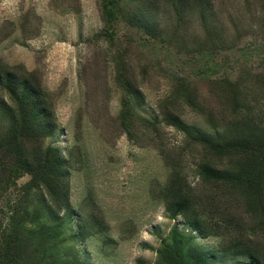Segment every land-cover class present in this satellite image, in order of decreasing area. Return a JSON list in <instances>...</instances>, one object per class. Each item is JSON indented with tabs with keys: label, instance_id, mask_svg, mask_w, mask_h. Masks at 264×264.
I'll list each match as a JSON object with an SVG mask.
<instances>
[{
	"label": "rangeland",
	"instance_id": "obj_1",
	"mask_svg": "<svg viewBox=\"0 0 264 264\" xmlns=\"http://www.w3.org/2000/svg\"><path fill=\"white\" fill-rule=\"evenodd\" d=\"M263 145L264 0H0L23 264H264Z\"/></svg>",
	"mask_w": 264,
	"mask_h": 264
},
{
	"label": "trees",
	"instance_id": "obj_2",
	"mask_svg": "<svg viewBox=\"0 0 264 264\" xmlns=\"http://www.w3.org/2000/svg\"><path fill=\"white\" fill-rule=\"evenodd\" d=\"M260 157L264 160V154ZM8 212L0 221V264H23L25 247L20 238V220L14 207Z\"/></svg>",
	"mask_w": 264,
	"mask_h": 264
}]
</instances>
